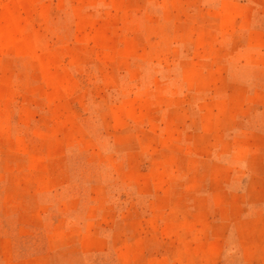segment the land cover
<instances>
[{
	"label": "rangeland",
	"instance_id": "rangeland-1",
	"mask_svg": "<svg viewBox=\"0 0 264 264\" xmlns=\"http://www.w3.org/2000/svg\"><path fill=\"white\" fill-rule=\"evenodd\" d=\"M0 264H264V0H0Z\"/></svg>",
	"mask_w": 264,
	"mask_h": 264
}]
</instances>
